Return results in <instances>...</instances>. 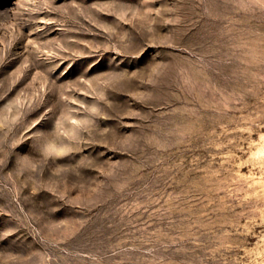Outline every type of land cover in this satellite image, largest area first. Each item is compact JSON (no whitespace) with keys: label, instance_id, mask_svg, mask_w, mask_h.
Wrapping results in <instances>:
<instances>
[{"label":"rangeland","instance_id":"1","mask_svg":"<svg viewBox=\"0 0 264 264\" xmlns=\"http://www.w3.org/2000/svg\"><path fill=\"white\" fill-rule=\"evenodd\" d=\"M0 264H264V0H0Z\"/></svg>","mask_w":264,"mask_h":264}]
</instances>
